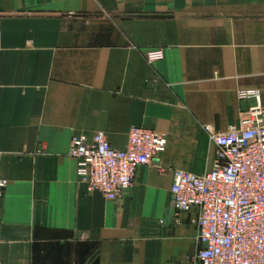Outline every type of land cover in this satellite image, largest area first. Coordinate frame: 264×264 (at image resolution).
<instances>
[{"label": "crops", "instance_id": "0c3cea01", "mask_svg": "<svg viewBox=\"0 0 264 264\" xmlns=\"http://www.w3.org/2000/svg\"><path fill=\"white\" fill-rule=\"evenodd\" d=\"M0 37V264H195L174 172L212 170L205 128L264 106V0H0ZM133 127L167 151L120 200L90 193L73 137L125 150Z\"/></svg>", "mask_w": 264, "mask_h": 264}, {"label": "built area", "instance_id": "2783aa9c", "mask_svg": "<svg viewBox=\"0 0 264 264\" xmlns=\"http://www.w3.org/2000/svg\"><path fill=\"white\" fill-rule=\"evenodd\" d=\"M164 57L161 49L145 55L149 64ZM255 101L227 132L205 128L216 147L212 170L203 175L174 172L175 222L180 224L182 214L196 212L201 249L195 264H264V106L259 96ZM167 148L166 135L133 127L125 150L115 149L99 132L91 143L83 136L73 137L70 156L90 193L118 201L133 188L138 169L152 165ZM8 185L0 177V197Z\"/></svg>", "mask_w": 264, "mask_h": 264}, {"label": "water", "instance_id": "95a60500", "mask_svg": "<svg viewBox=\"0 0 264 264\" xmlns=\"http://www.w3.org/2000/svg\"><path fill=\"white\" fill-rule=\"evenodd\" d=\"M173 209H175V202L173 203Z\"/></svg>", "mask_w": 264, "mask_h": 264}]
</instances>
